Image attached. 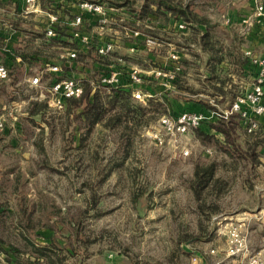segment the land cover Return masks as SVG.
Instances as JSON below:
<instances>
[{"label":"rangeland","instance_id":"rangeland-1","mask_svg":"<svg viewBox=\"0 0 264 264\" xmlns=\"http://www.w3.org/2000/svg\"><path fill=\"white\" fill-rule=\"evenodd\" d=\"M242 28L237 22L231 30L221 25L216 30L230 41L229 33L232 37L235 33L243 36ZM31 44L33 42L28 40L22 47H32ZM188 55L192 64L184 67L187 68L182 81L184 87L171 84L164 94L170 99L193 104L206 100L217 113L227 109L235 99L227 106L226 96H217L210 85L203 84L199 66L205 63L206 57L198 53ZM29 75L20 73L16 79ZM241 78L234 75V81L243 91ZM12 81L11 78L0 86V122L5 125L0 127V206L6 204L9 212L0 221V239L6 246L24 250L29 248L30 238L38 244H45L50 238L62 249L60 254L66 257L65 264H113L120 261V256L131 264H170L169 256L174 248L187 247L188 242L195 239L192 244L202 253L206 244L210 246L211 259L218 264H264L263 154H259L256 165H249L240 159L243 152L235 150L234 156L240 163L232 167L236 159L226 152L227 144L219 146L216 140H202L197 131L186 139L190 148L187 157L161 148L150 133L168 113L164 110L167 101L162 95L154 97V103H160L157 104L159 112L153 113L157 118L138 129L127 158L124 156L127 141L116 131L95 126L87 135V124L80 118L77 108L69 114L66 106L56 108L50 104L44 88L22 81L23 89L18 90L12 87ZM192 89L196 93H192ZM23 92L25 105L19 104L16 96L18 93L23 97ZM30 100L46 102L45 114H29ZM222 119L233 128L236 144L243 147L246 136L239 114ZM6 128L10 129L8 134L4 132ZM16 139L18 145L14 147L12 143L16 144ZM256 140L261 139L257 137ZM115 158L123 160L126 166L106 176ZM211 162L222 165L218 174L227 177L229 187L218 199L221 210L207 221L186 181L198 163ZM138 187L146 193L134 200L133 194L138 192ZM149 195L153 197L150 202ZM94 199L97 202L93 207ZM33 202L36 207L44 203L41 209H34L32 220L27 223L39 225L36 232L19 225L22 206ZM87 208L89 212L85 213ZM23 218L25 223L27 218ZM201 222H204L205 233L201 230ZM234 232L245 240V246L232 255ZM190 233L195 234L184 241V236ZM181 256L180 264L183 261L200 264L197 258ZM232 260L235 261L232 263ZM0 264H8L7 254L1 249Z\"/></svg>","mask_w":264,"mask_h":264},{"label":"crops","instance_id":"crops-1","mask_svg":"<svg viewBox=\"0 0 264 264\" xmlns=\"http://www.w3.org/2000/svg\"><path fill=\"white\" fill-rule=\"evenodd\" d=\"M1 1L3 2L5 8L0 6V9L2 11L0 17V59L1 61L5 62L7 65L10 66L16 64L15 66L16 73L11 74L8 80L1 81L0 86L2 83L10 81L11 78L13 80L11 83L12 87L13 86L18 87V90L23 89V86L20 84L22 83V81L23 83H25V81H28L30 82V85H32L31 84L32 77L45 63H57V64L61 63L64 65L66 69L65 70L66 76L75 77L80 80L82 79L84 81L88 79H92L93 76L96 77L98 75H101L100 73L105 72L106 70L105 67H107L108 70L111 68L115 69L116 68L115 66H118L120 64L122 66L120 68H122L125 74L127 72L129 73V71H131L132 69H138L140 71V75L142 76V82L138 85V87H140L143 93H148L151 94L152 97H156V96L165 95L166 93L164 94V92L168 91L170 87L167 86L168 84H166V78H164L162 75H159L158 71L162 70L163 72H168L173 68L175 62L172 59V54L175 53L179 54L181 58L180 63L181 65H183L182 67L183 70L185 71H187V68H184L186 65L183 64L182 60L187 59L190 62V58H187L189 56L188 55L189 53L191 54L198 53L199 56H205L204 55L205 53L198 45V42H196L198 36L194 35V33H192L190 30L181 31L178 28V23H179L177 18L178 16L172 15V13L169 11H166L164 15L159 14L157 12L158 4L155 1L154 2L151 1L149 3V10L146 11L145 13L143 8L144 1L137 0V2L133 4L132 8L125 7L128 13L120 15L121 20H118L117 22L114 23V25L112 26V31L111 30L101 31L96 25H92V28H88V29L84 27L81 28L82 31L85 32V34H88L89 36L93 37L92 43H94L95 46V49H93V47L91 46L92 44L89 43L88 45L82 47L80 49L82 53L81 60L64 61L61 59V53L67 49H73V47H69V46L70 43H72L76 39L72 35V31L69 30L67 35H64L63 38L66 42H68V44L65 43V45H63L62 42L53 41L52 45L50 46L49 53L47 52H44V54L32 53L31 56L33 58H31L30 61H26L25 59H23L22 55L20 54L25 48L22 47L23 42L32 40L35 47H40L41 50L43 48H46L42 44L44 38L45 37L48 38L47 37L48 35L44 34V29L48 22V14L51 11H54V9L53 8L50 9L49 4L45 5L41 2L38 11L28 13L25 11V4L23 0H1ZM176 1L182 2L183 4H189L197 12H199L202 15H206L209 19L219 23L221 26L225 28H230L233 26L234 23L239 22L243 26L242 28L243 31L245 29V24L247 19L252 18L254 15L257 3L263 2V0H176ZM74 13H75V9H73V11L70 12L68 11L67 14L69 18H73ZM227 19H229L230 21H227ZM132 24L135 25L136 27H134ZM200 28L204 29L205 27L203 25H200ZM149 29L158 32L159 34L153 35L152 33L149 32ZM130 30H139L141 34L138 37L132 36L130 34ZM243 31L241 32L243 35V42L241 49L244 52V54L247 55L246 54L247 51H251L253 54H262L264 52V20H256L250 26L248 31L245 30L244 33ZM42 33L45 35L44 37L40 36V34ZM149 35L159 38L162 44H160V46L157 47L146 46L143 43V39L145 36H149ZM110 37H112L116 41V48L114 50V54L109 59L110 64L106 63V65L103 66L97 59H95V56L98 54L96 45L98 44V42H102L104 40L110 39ZM185 38H188V42H186ZM95 40H97V42H94ZM133 47L135 48L134 51L131 50V48ZM52 51L54 54H50V52ZM119 57H123L125 62L115 63L116 62L115 60L118 61ZM152 64H154L157 67H154ZM191 64L192 63L190 62L189 65ZM199 67L201 71L200 76L202 77V79H204L207 76L204 64H201ZM25 72L26 74L27 73L30 74L28 78H25L23 76L22 78L23 80L21 78H17L15 80L16 76H19L20 73L25 74ZM257 74H258V69L256 67L248 65L245 68L244 75L241 76L242 77L241 83L244 84V85L242 84L244 89L252 88V86L256 82ZM149 76H151L156 81L155 82H153L152 80L149 81ZM128 79H129L128 74L122 78V80L126 83L129 81ZM47 81L48 79L46 78V80H44L43 83H46ZM93 89H96V87H94ZM22 95L23 97L21 95L19 96L18 93H16L17 100H19V104L25 105L26 96L24 92L22 93ZM203 101L206 102V100ZM29 102H31V100ZM178 102H180L179 107L177 108L178 110L186 106L190 108L189 111L206 114L208 116L209 120L204 121L201 127L198 128L196 133L198 134V136L201 137L202 140L206 137L205 135H208L209 137H211L210 140L212 141L216 140L215 143L218 144L219 146L227 144L226 135L211 125L212 123H218V120L222 118L218 117L215 114L213 115L212 114L213 111L211 109H208L206 106L202 105L199 102H197V104H193L192 102H183L180 100ZM225 102L227 103V106L231 103L230 100H228V98H226ZM143 103L144 105L145 104L148 105L149 98H146V100H144ZM36 115L40 116V114H36ZM258 119H259V128L258 130L252 133L248 132L244 123L241 122V125L243 127L244 137L246 136L244 138V140L246 139L245 144L243 145L242 148L247 149L248 146L255 139H257V137H259V139L262 140V143L261 145H259V147H257L256 151L259 152V154L264 155V114L261 115ZM101 126L103 125L102 124L96 125L97 128ZM4 132L8 134L10 132V129L6 128ZM39 139L40 137L38 138V140ZM12 144L14 147H16V145H18V140L16 139V144L14 142ZM244 146H247V148H245ZM39 147H41V149L43 148V146L40 144ZM167 149L173 150V152L179 154L180 157L181 156L187 157L182 154L180 147L169 146ZM129 155H127V158L129 157ZM244 160L249 165H255L251 161H249L248 158ZM111 163L112 165L110 166V168H108V171L105 172L106 176H109L113 174L116 170L126 166L123 160H120L118 158L113 159ZM227 163L228 162H226L225 164L228 166L229 164ZM221 166L222 165L217 166V174ZM129 173L133 175L132 172ZM193 173L194 170L192 172V176L190 177V179L193 177ZM105 175H104V179L106 178ZM222 177L227 179L225 175ZM189 180L186 181L187 184L188 182H190ZM189 188L191 190L189 191L192 194H194L192 188L190 187V183H189ZM145 193H146L145 189L144 190L142 189V193L140 194V196H143ZM133 196H134V200H137L138 196L136 197L135 195ZM152 198L151 195H149V202L151 201ZM193 209H195V207ZM165 213L166 212H162V214ZM194 234L190 233L188 235L194 236ZM186 240H189V238L186 239V236H184V241ZM192 242H195V239L189 241L188 242L189 246L187 247L185 245L182 247L181 245L174 248L172 254L169 256L170 264H180V257H182L181 254L184 255V257L186 258H189L190 256L197 258L196 261H199L200 264H218L216 261H214V259L213 260L211 259V256L208 252L210 246L206 244V246H204V251H203L204 253H202L200 250H197L198 246L196 247V245L192 244ZM53 244L54 242L49 238L48 241H46V243L43 245H53ZM179 247L182 248L183 252L179 250ZM185 247L188 248L189 250L186 249ZM119 260H120L119 262H114L113 264H131L130 262H124L122 260V256L119 257ZM233 261L235 260H232V263ZM181 264H187V263L183 261V263Z\"/></svg>","mask_w":264,"mask_h":264},{"label":"trees","instance_id":"trees-1","mask_svg":"<svg viewBox=\"0 0 264 264\" xmlns=\"http://www.w3.org/2000/svg\"><path fill=\"white\" fill-rule=\"evenodd\" d=\"M95 1H105L111 5L115 6H123L126 8H132L133 4L137 2V0H95ZM143 8L146 11L149 10V3L151 1H155L158 4L157 12L159 14L164 15L166 11L172 13V15L178 16L179 22H184L187 24V28L185 31L190 30L194 35L198 36L197 41L198 45L201 47L202 51L205 53V71L206 77L203 80V84L206 86L207 84L210 85L209 87L213 89V93L218 95L226 96L230 102L235 99L238 93L242 92L239 89V84H237L234 80V75L236 76H243L245 72V68L249 66L256 67L253 63L251 58L248 55H245L241 49L243 36L240 34H233L229 33L230 41L226 37H223L221 34L217 32V28L220 26L219 23L212 21L206 15H202L197 12L192 6L189 4H183L182 2H178L176 0H143ZM41 2L45 5H50L52 0H41ZM264 3V0H263ZM0 4H3L2 2ZM52 9V8H50ZM56 11V8H53ZM68 11H73L72 7H69ZM144 15V14H143ZM96 17L92 18V23H96ZM61 20H63L61 18ZM134 24V23H133ZM132 24V25H133ZM47 25L44 29V34L47 35ZM200 25H203L205 28H200ZM136 27L135 25H133ZM54 27L57 29V35L54 37L44 38L42 44L44 47L41 50L40 47H35L34 44L32 47L24 48V50L20 53L26 61H30L33 58L31 55L32 53H41L44 52L49 53L50 46L52 42H62L63 45L65 43L68 44L63 38L64 35H67L69 32L67 26L63 25L60 26V23L57 22ZM223 27V26H222ZM233 28L230 27L231 30ZM223 29H227L223 27ZM182 31V30H181ZM149 32L153 35H158V32L149 29ZM43 33L40 34L41 37H44ZM36 37V36H35ZM110 39H113L110 37ZM186 42H188V38H185ZM32 41V40H29ZM33 42V41H32ZM30 45V44H29ZM69 47H73V49H78V55L74 60L71 61H78L82 59L81 51L82 43L78 39H75L72 43H70ZM93 49L95 46L92 45ZM50 54H54L53 51ZM114 54V51L109 56H102L97 54L95 59H97L103 66L109 63L110 57ZM181 59V58H180ZM115 63H121L115 60ZM183 64L189 65V61L187 59H183ZM3 62V61H2ZM9 69V74L16 73V64L13 66L7 65L3 62ZM182 66V65H181ZM119 68L122 72V77L126 76L128 72L122 70L120 64L115 66ZM106 70L104 73H100L101 75L93 76L92 79L82 80L84 86V92L80 97H72L67 98L65 100V106L68 109L69 114L73 113L74 109H78L77 113L80 115V118L86 122V134L89 135L91 130L97 125L102 124L105 128H110L119 136H121L124 140H126V144L124 146V156L126 157L131 153L133 148V140L135 134L138 132L142 126L146 125L151 121V119L157 118V114H153L155 111L159 112L158 105L160 103L156 102L154 97L149 98L148 105H144L138 102L132 95L133 90L135 89L136 85L131 84L129 82H124L121 86L109 87L107 85H103L100 83V78L104 74L112 71L113 68L109 69L105 67ZM257 68V67H256ZM65 69V67H64ZM66 70V69H65ZM185 70H180L177 72L175 78L171 80L172 85H176L178 88H183V76L185 74ZM99 73V72H98ZM75 78V77H74ZM78 79V78H77ZM16 80V77H15ZM80 80V79H79ZM155 82L151 76H149V81ZM95 83V85H94ZM126 83V85H125ZM139 85V84H138ZM207 85V86H208ZM96 87V90L93 91V88ZM109 88V89H108ZM190 89V88H185ZM191 90V89H190ZM196 90L192 89V93ZM167 94V93H166ZM165 99L167 101V107L164 110L168 111L167 114H179L183 111H189V108L184 106L182 109L178 110L179 107L178 101L176 99H170L169 96H166ZM168 95V94H167ZM202 105L206 106L208 109H212L213 106L208 104L204 101H199ZM164 105V104H161ZM82 107V108H79ZM47 108L46 102H37L32 101L29 106V114H45ZM175 110V111H174ZM177 110V111H176ZM166 114V113H165ZM240 116V115H239ZM226 120L219 119L218 123H212L211 125L215 127L217 130L223 132L226 135V143L227 148L226 151H229L230 155L235 157V150L242 151V157L240 159H249L253 164L256 165L259 158V152L256 151L257 147L261 145L262 140H254L249 146L248 149L245 151L241 146H239L237 141H234L233 135V128L228 127L225 124ZM242 122V120H241ZM198 130V129H197ZM196 130V131H197ZM200 132V130H199ZM205 135V134H204ZM205 140L210 139L208 135H205ZM221 144V143H220ZM248 151V152H247ZM236 161L232 162V167L237 166L240 162L235 157ZM217 163L211 162L206 164L198 163L195 166L193 177L189 180L190 187L193 190L195 199L198 203V208L201 213L204 214V217L207 221L212 218L213 213H217L221 210L219 205L218 199L220 196L224 195L229 187L228 179L220 176L217 174ZM229 166V165H228ZM138 192H134L133 195L140 197L142 193V189L138 187ZM1 191V189H0ZM2 195V191H1ZM1 197V196H0ZM97 199H94V205H96ZM44 203H39L37 207L34 205V202L30 204L31 208L24 204L22 206V217L19 221V225H22L26 228H31L36 232V229L39 227H35L34 224H27L29 221L32 220V216L34 213V209L38 208L41 209ZM2 208H4L2 210ZM85 213L89 212V208L84 210ZM9 215L7 205L5 204L4 207L0 206V221L6 216ZM23 217H26L27 220L24 223L22 220ZM42 226V225H41ZM201 230L205 233L206 228L204 227V222H201ZM209 234V231L206 233ZM193 235H188L187 238H191ZM27 238V236H26ZM91 242L90 240H87ZM30 246L29 248H25L24 250L16 248L14 246H6L4 241L0 239V249L3 250L7 254V262L8 264H65L66 257L60 254L61 248L53 245H43L35 243L34 241L28 240ZM72 253V250H69Z\"/></svg>","mask_w":264,"mask_h":264},{"label":"built area","instance_id":"built-area-1","mask_svg":"<svg viewBox=\"0 0 264 264\" xmlns=\"http://www.w3.org/2000/svg\"><path fill=\"white\" fill-rule=\"evenodd\" d=\"M26 12L38 11L41 5V0H23ZM72 7L75 9L74 17L69 18L66 9ZM50 8H56V11H49L47 22V35L54 37L57 35V29L54 25L59 22L60 26H67L68 30L72 31L74 38L82 43V47L88 45L93 41V37L85 34L82 31L84 28H92L96 25L101 31L111 30L112 26L118 20H121L120 15L126 14L127 9L123 6L111 5L105 1L95 0H52ZM2 11L0 9V17ZM130 14V13H129ZM96 17V23H92V18ZM61 18L63 20H61ZM256 20H264V3L258 2L252 18L247 19L244 31H248L250 26ZM227 21H230L227 19ZM180 30H186L187 24L184 22L178 23ZM132 36L138 37L141 32L139 30H130ZM143 43L148 47H157L162 44L161 40L154 36H145ZM98 54L102 56H109L116 48V41L114 39L104 40L98 42L96 45ZM132 51L135 48H131ZM246 54L251 58L252 63L257 67L258 74L255 84L250 89H245L239 93L235 100L227 109L220 110L212 114L218 117L228 119L234 113H238L247 131L252 133L259 128V117L264 114V52L262 54H253L247 51ZM78 55V49H67L61 53V59L64 61L74 60ZM175 62L173 68L168 72L158 71L159 75L166 78L167 86H171L173 80L181 70L180 56L175 53L172 54ZM118 61L124 63L123 57H119ZM9 69L0 59V82L9 79ZM129 83L135 84L136 87L132 92L135 99L144 101L146 98L152 97L151 94L143 93L138 84L142 82V76L138 69H132L128 73ZM48 79L46 83L44 80ZM122 72L119 68L104 74L100 78V83L109 87H119L124 81L122 80ZM31 84L38 85L44 88L49 95V102L56 108H64L65 100L72 97H80L84 92V86L81 80L66 76L64 65L59 63H45L37 73L32 77ZM43 85V86H42ZM222 111V112H221ZM208 116L206 114L183 111L179 114H165L159 121L157 126L151 130L150 136L155 143L161 148H168L169 146L180 147L184 156L190 154V148L187 147L186 139L188 136L194 134L198 128L201 127L204 120ZM4 122H0V127H4ZM1 196V191H0ZM232 248L230 254H238L245 246V240L237 232L233 233ZM254 264H257L256 262Z\"/></svg>","mask_w":264,"mask_h":264},{"label":"water","instance_id":"water-1","mask_svg":"<svg viewBox=\"0 0 264 264\" xmlns=\"http://www.w3.org/2000/svg\"><path fill=\"white\" fill-rule=\"evenodd\" d=\"M186 248V247H185Z\"/></svg>","mask_w":264,"mask_h":264}]
</instances>
